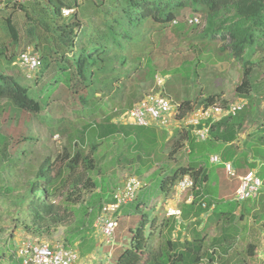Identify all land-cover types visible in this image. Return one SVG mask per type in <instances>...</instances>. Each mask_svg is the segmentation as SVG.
Returning <instances> with one entry per match:
<instances>
[{"label":"trees","instance_id":"16d2710c","mask_svg":"<svg viewBox=\"0 0 264 264\" xmlns=\"http://www.w3.org/2000/svg\"><path fill=\"white\" fill-rule=\"evenodd\" d=\"M4 2L6 5L2 11H7L10 4L12 11L0 18V27L14 50L6 56L0 45V101L10 104L18 112L17 115L25 114V120L28 118L30 121V117H40L48 107L51 94L63 85L77 96L80 106L77 116L86 119L73 135H67V145L59 155L53 160L46 157L38 165L32 161L24 162L25 150L16 149L14 155L9 153L11 139L1 133L4 125L0 120V205L14 230L38 242L52 239L61 231L59 243L64 248L80 253L86 250L83 249L84 244L91 245L90 249L95 248L90 240L92 222L105 202H99L100 198L94 196L97 186L91 172L98 168V153L114 145L120 146L122 140L127 139L128 130L136 127L118 117L137 102L136 98L145 89L150 90L140 99L150 91L162 89L156 86V78L160 75L163 78L169 72L158 71L152 54L168 29L171 33H198L192 38L195 44L190 46L195 54L194 64L187 62V67L180 66L170 71L174 83L178 78L184 84L188 83L191 74L197 77V70L205 67L203 63L233 59L242 65L241 83L235 88V93L248 100L246 108L210 126L207 148L200 147L202 143L197 142L189 131L178 128L179 131L170 140V155L176 154L188 141V165L157 170L149 178L151 183H144L134 202L126 205L128 221L130 218L137 221L128 226L129 243L114 261V264H204L203 261L205 264H216L212 254L203 250L206 229L204 233H195V228H192L183 241L182 230L189 226L186 224L190 221L194 222L193 227L199 226L201 217L210 211L207 224L213 221L220 231L212 241L213 248H221L227 254L238 234L229 238L227 233L235 227L238 219L234 213L240 209V219L250 214L251 209L240 206L233 198L226 199V203H215V194L211 188H206L210 179L206 165L210 164L212 154L219 155L220 163L217 165L223 169V164L230 162L236 177L257 170L256 174L264 179V111L254 106L257 100L253 104L254 97L259 99L264 96V84L256 80L258 72L255 71V67L264 62V0ZM186 9L195 15L179 20ZM62 10H73V13L63 17ZM16 12L22 15L25 26L22 36L13 21ZM194 17H198L199 23L188 24V20ZM199 28L200 31H196ZM217 39L227 42V46L217 47ZM22 43L23 49L32 48L41 61L39 71L34 74L40 72V75L32 80L31 85H23L6 73V69L17 62L19 52L16 51ZM257 53L260 57L253 59ZM45 73H50L52 78L37 89L39 79ZM173 92L181 94L183 89ZM122 100H125V107H115ZM216 103L226 105L227 102L220 100L218 93L182 101L175 106V117L181 120L194 108ZM250 124H255L256 132L248 134L241 142L240 137L246 125ZM59 131L61 134L65 132L62 127ZM32 139L24 138L25 141ZM137 174L141 175V172ZM184 176L193 181L189 191L192 201L182 203L179 224H176V218L166 215L167 209V218L157 223L158 218L154 216L156 207L151 204L154 194L162 196L165 203L170 201L176 182ZM156 179H159L156 188L151 190V184ZM238 186L239 181L235 191ZM100 197H104L106 202L110 199L108 196ZM94 199L98 201L96 204H92ZM122 209L124 206L120 208L119 215ZM89 215L94 218L86 225ZM253 218L264 222V205ZM176 229L175 241L171 235ZM247 252L253 256L256 250L249 245Z\"/></svg>","mask_w":264,"mask_h":264},{"label":"rangeland","instance_id":"374dc122","mask_svg":"<svg viewBox=\"0 0 264 264\" xmlns=\"http://www.w3.org/2000/svg\"><path fill=\"white\" fill-rule=\"evenodd\" d=\"M4 5H6V2L1 0L0 18L6 17L7 14L12 11L11 4L7 11H2L4 10ZM192 15L195 14L186 9L178 19L183 20ZM13 21L18 33L22 36L25 30L22 15L16 12L13 16ZM196 31H200V28ZM197 34V32H191L189 34L171 33V29L166 31L160 46L153 52L152 58L159 72L167 71L169 73L163 78H161V75L158 73L160 76L156 78V86L162 88L160 90L171 100L173 107L182 101L194 100L197 98L202 99L213 93H218L220 95V100H224L225 102H233L240 99L235 93V88L241 83L243 68L239 62L233 59L216 62L214 64L203 63L205 64L204 69L199 68L197 70V77L191 74L188 83L185 84L180 81V78H178L176 83L171 79L172 75L170 71L180 66L187 67V62L194 64L195 54L190 46L191 44H195L192 38ZM9 42V39L5 37L0 27V45L3 46L6 56H10L14 50ZM216 43L217 47L227 46V42H222L219 39L216 40ZM23 46L24 44L22 43L17 48L16 52L18 53L23 50ZM258 57H260L259 53L255 54L252 58L255 59ZM255 71L258 72L256 80L260 81L259 84H264V62L261 66L255 67ZM6 73L13 75L23 85H31L32 80L40 75L39 72L34 77H28V74L19 68L16 62L12 64L11 68L6 69ZM51 78L52 76L50 73L43 74L39 79L37 89L45 85ZM176 89H183V92L181 94L177 92L174 93L173 91ZM148 90L150 89L142 91L141 95L138 96L135 101H138ZM256 100L257 102H255ZM253 104L259 111H264V96L259 99L254 97ZM115 107L118 109L124 108L125 100L120 101ZM79 108L77 96L73 95L63 85H60L51 94L48 107L40 114V117H30V121L28 118L25 120V114L17 115L16 113L18 112L7 102L0 101V120L4 125L1 133L10 136L11 143L8 148L9 153L14 155L16 149H18V151L25 150L27 155L24 156V162L27 163L28 161H32L35 165H38L46 157H50L51 160H53L59 155L61 149L67 145V135H73L75 129H79L82 122L86 121L85 118L77 116L76 112H78ZM60 121H62V124H59ZM59 127H62L65 132L61 134ZM163 130L162 128L155 127H131L130 130H128L129 134L127 139L122 140L120 146L114 145L98 153V168L91 172V177L96 182L97 189L95 190L94 196L100 198L99 202H106V199L103 197L105 199L103 201V198L100 196H108L107 198L109 199L114 191L122 187L127 176L135 175L145 183V185H148L152 180H149L151 174L157 170L159 171L162 167L169 170L188 165L189 142L185 141L176 154L170 155L172 150L170 140L179 130L178 128L176 129V127L169 128V132ZM26 137L33 138V141H25L24 138ZM208 143L209 142H205L199 146L207 148ZM208 150L212 151L210 148H208ZM206 167L210 171V179L206 183V188H211V191L215 194V203H226V199L234 198L237 180L226 175L224 170H220L215 165L207 164ZM138 171L141 172V175L137 174ZM158 180L159 179H156L152 182L151 190L156 188ZM173 196L174 198L165 203L162 196L156 197V194H154L155 198L151 201V204L156 207L157 213L154 216L158 218L157 223H161L162 220L167 218L165 215L166 209L170 207L171 204L172 206H177V204L186 200L189 197V191L185 195H181L179 199H176L175 195ZM97 202L98 201L94 199L92 204H96ZM249 203L250 201L246 200L240 202V206L249 205ZM126 210L127 206H124V211L123 209L120 211L118 227L115 230L112 245H105L102 243L103 239L98 232V226L95 224V220L92 222L94 218L92 216L93 214L86 218V225L89 221L92 222L93 232L91 233L90 240L95 244V248L93 247V249H90L91 245L84 244L83 249L86 250L81 252L82 255L76 250L79 254V258L75 264H114L115 259L123 252L129 243L128 226H133L137 221V219L132 218L128 221L125 214ZM245 216L244 219L237 217L238 219H236L234 223L235 227L227 231L229 238L235 237L234 234L238 233L234 246L227 254H224L221 248H213V239L220 234V231L219 229L217 230L213 221L207 224L205 228L207 239L204 243L203 250L212 254L211 256L214 258L216 264H264V223L255 221L252 216ZM213 217L214 220H217L215 216ZM228 217L229 215H227V218ZM178 221H180V219H178ZM178 221H176V224H179ZM204 224L206 225L205 220ZM186 225H189L186 229L187 232H191V229L195 228L193 227V221L188 222ZM177 230L178 229L172 233V240L174 239L176 241ZM146 231L147 230H145V233ZM186 231H182V236L187 233ZM20 233L19 230H14L12 228L10 220H6L5 211L0 205V264H16L14 251L16 246L23 239ZM60 234L61 231H58L52 239L44 241L48 243L61 242L62 238ZM249 245H253L256 250L253 256L249 255L247 252ZM86 251L90 252L87 254ZM108 254H110L109 257Z\"/></svg>","mask_w":264,"mask_h":264},{"label":"built area","instance_id":"2783aa9c","mask_svg":"<svg viewBox=\"0 0 264 264\" xmlns=\"http://www.w3.org/2000/svg\"><path fill=\"white\" fill-rule=\"evenodd\" d=\"M34 0H15L18 4L33 2ZM73 10H62V16L68 17ZM175 23V22H174ZM198 17L188 20V24H198ZM16 65L24 70L28 77H34L40 67L39 56L27 47L18 54ZM160 87V86H159ZM245 106L243 101H233L226 105L220 103L194 108L185 118L176 119L177 110L167 99L161 90L150 91L142 99L137 101L128 111L121 115L119 120L136 127H158L168 129L176 127L189 131L197 142H204L209 137L210 126L228 116H235ZM212 164H219L218 155L209 159ZM224 170L228 176L234 177L232 164L224 163ZM239 186L236 190L234 200L243 202L255 198L262 186V181L253 171L247 172L238 178ZM144 184L135 176H127L123 185L114 191L108 202L102 204L95 220L98 232L103 239V244L112 245L114 233L118 225V213L121 207L134 202L137 194ZM193 181L190 177L184 176L176 182L174 195L179 199L191 190ZM174 198V196H173ZM192 201V196L187 198ZM168 217H179L180 211L176 208L167 210ZM25 238V237H24ZM22 239L14 251L17 264H75L78 261V253L72 249H66L61 243H42L35 239Z\"/></svg>","mask_w":264,"mask_h":264},{"label":"crops","instance_id":"0c3cea01","mask_svg":"<svg viewBox=\"0 0 264 264\" xmlns=\"http://www.w3.org/2000/svg\"><path fill=\"white\" fill-rule=\"evenodd\" d=\"M251 122V121H250ZM246 127H247V130H245L244 131V133L241 135V137H240V140H241V142L247 137V135L248 134H254L255 132H256V126H255V124L254 125H246ZM155 128H158V127H155ZM169 129V128H168ZM168 131V130H167ZM169 132V131H168ZM170 135H171V133H170ZM241 142H240V147H241ZM212 155H218L217 153H214V154H212ZM211 156V155H210ZM219 156V155H218ZM210 162V161H209ZM211 164V163H210ZM212 165H215V166H217L220 170H224L223 169V167H221V166H219V165H217V164H212ZM234 170V169H233ZM255 171H257V170H255ZM224 172H225V170H224ZM226 173V172H225ZM226 175H227V173H226ZM236 176V175H235ZM238 177H236L235 178V180H237V181H239L238 180V178L240 177L239 175H237ZM264 184H263V187H262V189H261V191H260V194L258 195V197L256 198V199H253V200H249L250 201V203H249V205H245V206H247L249 209H251V211H250V214H246V215H248V216H254L255 215V213H257L258 211H261L262 210V205H264ZM235 192V191H234ZM172 202V201H171ZM183 202L184 203H186V204H189V202H188V200L186 199V200H183ZM182 202V203H183ZM182 203H180V204H177V206L176 205H173L172 206V204H171V206L173 207V208H177V209H179L180 211H181V205H182ZM250 206V207H249ZM123 211H124V209H123ZM240 212H241V210L240 209H238L237 211H236V213H234L235 214V216L236 217H240ZM210 214H211V212L209 211L207 214H205V215H203L202 217H201V223H200V225L199 226H194L195 227V233H202V232H204V229H205V227H206V225H207V222H208V220H209V216H210ZM207 219V220H206ZM204 220H205V222H206V225L204 224ZM264 223V222H263ZM187 229V228H186ZM186 229H183L182 231H186ZM187 232V231H186ZM193 232V231H192ZM189 233H191V232H187L185 235H183L182 236V238H181V240L183 241V240H185L186 238H188V236L190 235ZM20 235H21V237L22 238H26V239H33L32 237H29L28 235H26V234H24V233H20ZM61 235V238H62V234H60ZM24 238V239H25ZM21 239V238H20Z\"/></svg>","mask_w":264,"mask_h":264},{"label":"clouds","instance_id":"9594fccd","mask_svg":"<svg viewBox=\"0 0 264 264\" xmlns=\"http://www.w3.org/2000/svg\"><path fill=\"white\" fill-rule=\"evenodd\" d=\"M166 97H167V95L166 94H164ZM167 99L171 102V100L167 97ZM236 101H243L244 103H245V106H244V108L242 109V110H244L245 108H246V106H247V102H246V100L245 99H242V98H240V99H238V100H236ZM227 103H229V102H227ZM226 103V104H227ZM201 107V106H200ZM165 130H168V129H165ZM208 139H209V137H208ZM207 139V140H208ZM206 140V141H207ZM206 141H204V142H206ZM204 142H200V143H204ZM230 163V162H229ZM234 171V170H233ZM250 171H253L254 173H255V175L259 178V179H261V181H262V186H261V188H260V190H259V193H258V195L260 194V191H261V189H262V187H263V184H264V179L263 178H261V177H259L257 174H256V171L255 170H250ZM249 172V171H248ZM235 174V173H234ZM189 177V176H188ZM230 177V176H229ZM241 177V176H240ZM232 178H236V176H234V177H232ZM182 179V178H181ZM140 180V179H139ZM239 180V179H238ZM141 181V180H140ZM142 182V181H141ZM144 184V183H143ZM238 189V188H237ZM236 189V190H237ZM235 193H236V191H235ZM235 193H234V196H235ZM258 195L255 197V198H251V199H248L247 201H249V200H253V199H256L257 197H258ZM190 196V195H189ZM234 199V198H233ZM246 201V200H245ZM244 202V201H243ZM190 203V202H189ZM238 203H240V202H238ZM169 208H173L172 206H170V207H168L167 208V210L169 209ZM177 209V208H176ZM179 210V209H178ZM180 211V210H179ZM118 215H119V213H118ZM167 215V214H166ZM180 216H181V214H180ZM179 216V217H180ZM173 217V216H172ZM179 217L177 218V217H174V218H176V220L178 221V219H179ZM117 229V228H116ZM34 239V238H33ZM43 243V242H42ZM44 243H46V242H44ZM77 252V251H76ZM78 253V252H77ZM109 256H110V254H108ZM78 256H79V254H78ZM108 256V257H109ZM16 261H17V259H16ZM204 262V264L206 263L205 261H203ZM17 264V263H16Z\"/></svg>","mask_w":264,"mask_h":264}]
</instances>
